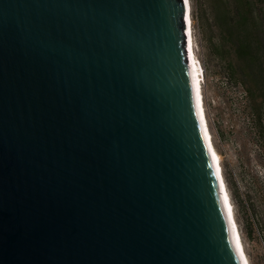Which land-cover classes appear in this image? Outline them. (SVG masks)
Masks as SVG:
<instances>
[{
	"label": "water",
	"instance_id": "water-1",
	"mask_svg": "<svg viewBox=\"0 0 264 264\" xmlns=\"http://www.w3.org/2000/svg\"><path fill=\"white\" fill-rule=\"evenodd\" d=\"M187 0H0V264H249Z\"/></svg>",
	"mask_w": 264,
	"mask_h": 264
},
{
	"label": "rangeland",
	"instance_id": "rangeland-1",
	"mask_svg": "<svg viewBox=\"0 0 264 264\" xmlns=\"http://www.w3.org/2000/svg\"><path fill=\"white\" fill-rule=\"evenodd\" d=\"M249 1L255 19L264 24V0ZM239 2L190 0L193 48L202 67L201 86L208 126L221 158L223 177L244 251L250 264H264V246L258 240V234L261 232L252 238L245 234L240 221H246L248 212L245 211V216L239 212L232 190V177L239 180L242 177L240 191L245 192L246 204L249 206L253 203L264 215V151L261 142L256 140L249 112L252 102L249 101L246 88L236 82V77L227 76V59L217 50L223 49V43L220 41L218 27L213 21V16H216L221 8L226 9L232 18L236 8L244 10V5L238 6L241 4ZM224 48L230 50L227 58L235 61L229 46ZM260 98L258 94L256 100ZM262 121L264 123V115ZM218 131L223 135L220 136Z\"/></svg>",
	"mask_w": 264,
	"mask_h": 264
},
{
	"label": "trees",
	"instance_id": "trees-1",
	"mask_svg": "<svg viewBox=\"0 0 264 264\" xmlns=\"http://www.w3.org/2000/svg\"><path fill=\"white\" fill-rule=\"evenodd\" d=\"M218 1L222 3L224 0ZM239 1L241 4L238 6L244 5L245 9L236 8L233 18L229 17V12L222 8L220 12L216 13V16H213V21L220 33V41L223 43V49L217 50L227 59L228 78L236 77V82L246 88L249 101L252 102L249 112L252 117L254 133L256 140L261 142L264 151V123L262 121L264 115V24L255 19L249 0ZM226 45L233 52L235 61L227 58L230 50L224 48ZM258 94L261 98L256 100ZM218 133L220 136L223 135L220 131ZM238 180L232 177L235 201L243 216H245V211L248 212L246 221L241 220L240 222L249 238L261 232L258 240L264 244V225H262L264 215L253 203L249 205L250 207L246 204L245 192L240 191V182H243V179L240 177Z\"/></svg>",
	"mask_w": 264,
	"mask_h": 264
},
{
	"label": "bare ground",
	"instance_id": "bare-ground-1",
	"mask_svg": "<svg viewBox=\"0 0 264 264\" xmlns=\"http://www.w3.org/2000/svg\"><path fill=\"white\" fill-rule=\"evenodd\" d=\"M187 15H188V20H189V25H188V27H189V36H190V42H189V44H190L192 62H193L194 68H195L196 78L198 79V85L201 88V100H202L203 111H204V114H205L203 94H202V86H201L202 67L200 65L199 60L197 59V56H195V52H194V48H193L192 18H191V4H190V0H187ZM205 119H206V122H207L206 114H205ZM207 128H208V131H209V135H210V139H211V143H212V148H213V150H214V152L216 154V157H217V160H218V163H219V166H220V173H221V175L223 177V172H222V167H221V162H220L221 158H220V155H219L218 151L216 150V148L214 146V143H213V140H212V135H211V132H210V129H209V126H208V122H207ZM223 183H224V185L226 187L224 177H223ZM226 190H227V187H226ZM227 193H228V191H227ZM229 199H230V197H229ZM230 202H231V200H230ZM232 217H233V220H234V222L236 224V227H237V223H236L235 217H234V212H233ZM237 232L239 233L238 227H237ZM239 235H240V233H239ZM240 241L242 243L241 236H240ZM243 251H244V247H243ZM244 253H245V251H244ZM245 255H246V253H245Z\"/></svg>",
	"mask_w": 264,
	"mask_h": 264
},
{
	"label": "built area",
	"instance_id": "built-area-1",
	"mask_svg": "<svg viewBox=\"0 0 264 264\" xmlns=\"http://www.w3.org/2000/svg\"><path fill=\"white\" fill-rule=\"evenodd\" d=\"M257 234H258V233H257ZM260 235H261V234H258V237H259V238H260ZM260 243L264 246V244H263L261 241H260Z\"/></svg>",
	"mask_w": 264,
	"mask_h": 264
}]
</instances>
